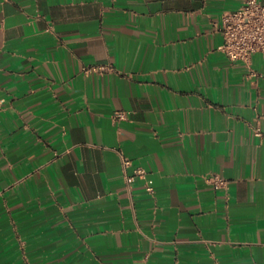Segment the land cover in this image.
<instances>
[{"label":"crops","instance_id":"crops-1","mask_svg":"<svg viewBox=\"0 0 264 264\" xmlns=\"http://www.w3.org/2000/svg\"><path fill=\"white\" fill-rule=\"evenodd\" d=\"M242 4L0 0V264H264V52L220 48Z\"/></svg>","mask_w":264,"mask_h":264},{"label":"built area","instance_id":"built-area-1","mask_svg":"<svg viewBox=\"0 0 264 264\" xmlns=\"http://www.w3.org/2000/svg\"><path fill=\"white\" fill-rule=\"evenodd\" d=\"M7 1V0H5ZM221 29L225 37L224 44L220 47L232 60L250 62L253 55L264 52V2L261 0H243L240 8L224 14ZM110 70L107 65H94L87 68L88 72H105ZM126 113L119 112V119L126 118ZM126 164H130L129 161ZM136 174L145 176L143 169H137ZM131 181L134 176L129 178ZM217 184L226 181L219 176L214 177ZM147 190L156 192L154 181L150 179Z\"/></svg>","mask_w":264,"mask_h":264}]
</instances>
